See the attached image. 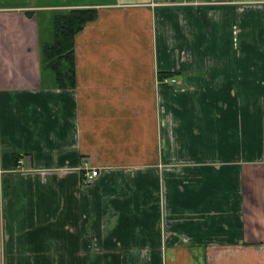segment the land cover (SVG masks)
Segmentation results:
<instances>
[{
  "label": "crops",
  "instance_id": "0c3cea01",
  "mask_svg": "<svg viewBox=\"0 0 264 264\" xmlns=\"http://www.w3.org/2000/svg\"><path fill=\"white\" fill-rule=\"evenodd\" d=\"M0 264H264V0H0Z\"/></svg>",
  "mask_w": 264,
  "mask_h": 264
},
{
  "label": "trees",
  "instance_id": "16d2710c",
  "mask_svg": "<svg viewBox=\"0 0 264 264\" xmlns=\"http://www.w3.org/2000/svg\"><path fill=\"white\" fill-rule=\"evenodd\" d=\"M95 18L96 10L94 9H73L55 14L54 40L42 45L40 57L42 66L54 72L60 88L75 86V36ZM7 190L8 187H6Z\"/></svg>",
  "mask_w": 264,
  "mask_h": 264
},
{
  "label": "built area",
  "instance_id": "2783aa9c",
  "mask_svg": "<svg viewBox=\"0 0 264 264\" xmlns=\"http://www.w3.org/2000/svg\"><path fill=\"white\" fill-rule=\"evenodd\" d=\"M161 82L165 83V84H168V83L175 84L178 81L175 78L165 77V78L161 79ZM97 175H98V171L97 170H92L91 172L86 173V175L84 177V182L85 183L92 182Z\"/></svg>",
  "mask_w": 264,
  "mask_h": 264
},
{
  "label": "rangeland",
  "instance_id": "374dc122",
  "mask_svg": "<svg viewBox=\"0 0 264 264\" xmlns=\"http://www.w3.org/2000/svg\"><path fill=\"white\" fill-rule=\"evenodd\" d=\"M47 72L52 73L50 70H48Z\"/></svg>",
  "mask_w": 264,
  "mask_h": 264
}]
</instances>
